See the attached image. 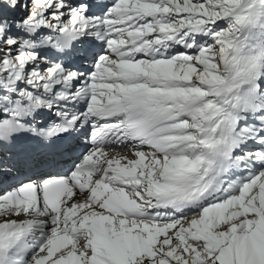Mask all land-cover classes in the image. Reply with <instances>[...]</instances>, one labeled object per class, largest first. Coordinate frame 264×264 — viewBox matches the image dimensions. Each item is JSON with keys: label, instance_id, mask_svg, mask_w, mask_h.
Here are the masks:
<instances>
[{"label": "snow or ice", "instance_id": "1", "mask_svg": "<svg viewBox=\"0 0 264 264\" xmlns=\"http://www.w3.org/2000/svg\"><path fill=\"white\" fill-rule=\"evenodd\" d=\"M0 264H264V0H0Z\"/></svg>", "mask_w": 264, "mask_h": 264}]
</instances>
